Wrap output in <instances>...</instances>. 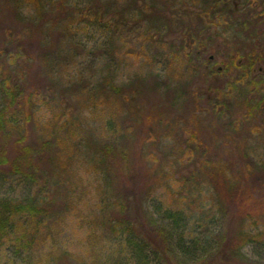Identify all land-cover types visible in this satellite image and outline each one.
Listing matches in <instances>:
<instances>
[{
    "label": "rangeland",
    "instance_id": "rangeland-1",
    "mask_svg": "<svg viewBox=\"0 0 264 264\" xmlns=\"http://www.w3.org/2000/svg\"><path fill=\"white\" fill-rule=\"evenodd\" d=\"M223 1L0 0V80L22 66L26 144L60 185L36 264H114L107 219L157 202L184 212L187 237L234 235L242 261L202 264H264V246L238 238L264 237V0ZM17 248L12 237L0 264H20Z\"/></svg>",
    "mask_w": 264,
    "mask_h": 264
},
{
    "label": "trees",
    "instance_id": "trees-1",
    "mask_svg": "<svg viewBox=\"0 0 264 264\" xmlns=\"http://www.w3.org/2000/svg\"><path fill=\"white\" fill-rule=\"evenodd\" d=\"M173 3L174 6L177 5L176 0H173ZM225 3L226 0L222 4ZM195 49L194 52L189 48L183 52L188 57L200 50L196 47ZM23 54L26 56V53ZM228 57L230 58L221 69L222 73H228L232 66H237L234 59L229 55ZM211 64L209 59L207 61V67L211 69L209 75L214 77L220 74L221 71L213 68ZM13 74H15L13 78L0 80V186L13 179L22 185L25 194L16 199L0 194V250L14 237L18 244L14 252L22 257L20 264H36L33 261L34 251L30 246L38 234L37 229L46 226L48 213L54 211L53 189H58L60 185H51L53 176L44 168V154L34 152L32 147L26 144L27 124L32 120V102L24 93L23 86L20 87L17 82V80L22 82V66ZM204 94L209 95L207 89ZM18 98L20 104L17 103ZM12 105L17 107L14 108ZM9 134L16 138L12 148L7 147L5 141ZM46 142L50 144V140ZM8 187L11 188L10 185ZM186 219L182 210L163 206L159 202L151 205L150 212H146L141 219L136 213L133 219L120 215L108 218L106 224L116 235L119 246L114 264H202L209 258L215 262L230 255H233L231 263L235 261V257L242 261L240 246L235 244L234 251L230 254L226 246L225 240L228 239L230 244V239L234 237L231 236L232 233L227 232L223 235L225 243L223 246L221 230L217 236L214 231V233L207 231L187 237ZM238 238L246 244H254V247L264 246V237L260 238L258 235L238 234Z\"/></svg>",
    "mask_w": 264,
    "mask_h": 264
}]
</instances>
